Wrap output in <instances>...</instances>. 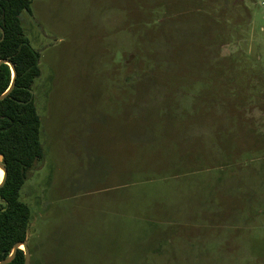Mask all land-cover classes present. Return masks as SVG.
Returning <instances> with one entry per match:
<instances>
[{
    "label": "rangeland",
    "instance_id": "rangeland-1",
    "mask_svg": "<svg viewBox=\"0 0 264 264\" xmlns=\"http://www.w3.org/2000/svg\"><path fill=\"white\" fill-rule=\"evenodd\" d=\"M30 1V264H264V0Z\"/></svg>",
    "mask_w": 264,
    "mask_h": 264
},
{
    "label": "trees",
    "instance_id": "trees-1",
    "mask_svg": "<svg viewBox=\"0 0 264 264\" xmlns=\"http://www.w3.org/2000/svg\"><path fill=\"white\" fill-rule=\"evenodd\" d=\"M30 6V0H0V61L11 62L16 71L14 90L0 102V156L7 172L0 188V262L11 255L16 244L27 242L31 210L21 200V190L45 156L41 119L32 95L41 76L39 52L31 46L22 25L23 13H30ZM12 80L10 66L1 64L0 96ZM24 262V252L18 250L11 264Z\"/></svg>",
    "mask_w": 264,
    "mask_h": 264
},
{
    "label": "water",
    "instance_id": "water-1",
    "mask_svg": "<svg viewBox=\"0 0 264 264\" xmlns=\"http://www.w3.org/2000/svg\"><path fill=\"white\" fill-rule=\"evenodd\" d=\"M1 64H7L8 66H10V68L12 70V74H13V80H12L11 86L7 90V92H5L3 95L0 96V102H2L4 99H6L12 93V91L15 88V78H16L15 67L11 62H9L7 60H2V61H0V65ZM32 95H34L33 92H32ZM0 171L3 172V177L0 180V188H1L5 185L6 179H7L6 168L3 165V156H0ZM21 247H23V248H21ZM18 250H22L24 252V255H25L24 264H30L31 255H30V251H29L27 242L16 244L11 255L8 258H6L5 260H3L2 262H0V264H11L13 262V260L15 259Z\"/></svg>",
    "mask_w": 264,
    "mask_h": 264
},
{
    "label": "crops",
    "instance_id": "crops-1",
    "mask_svg": "<svg viewBox=\"0 0 264 264\" xmlns=\"http://www.w3.org/2000/svg\"><path fill=\"white\" fill-rule=\"evenodd\" d=\"M40 252H41V254L43 253L42 251H40ZM91 263L97 264V262H91ZM129 263L130 264H137V261L131 260V262H130V260H128V258H125V259H122V258H120V259H112V260L109 261V264H129ZM39 264H55V263H54V261L51 262V261H49L46 258L45 259L40 258Z\"/></svg>",
    "mask_w": 264,
    "mask_h": 264
},
{
    "label": "bare ground",
    "instance_id": "bare-ground-1",
    "mask_svg": "<svg viewBox=\"0 0 264 264\" xmlns=\"http://www.w3.org/2000/svg\"><path fill=\"white\" fill-rule=\"evenodd\" d=\"M1 177H3V172L1 171ZM21 248H23V247H21Z\"/></svg>",
    "mask_w": 264,
    "mask_h": 264
}]
</instances>
